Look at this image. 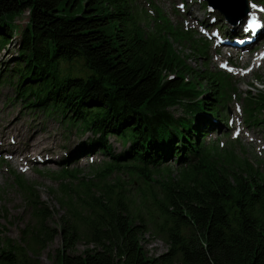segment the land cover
<instances>
[{"label": "trees", "instance_id": "obj_1", "mask_svg": "<svg viewBox=\"0 0 264 264\" xmlns=\"http://www.w3.org/2000/svg\"><path fill=\"white\" fill-rule=\"evenodd\" d=\"M134 7L133 0H0V53L17 48L13 65L0 67V84L12 83L16 99L34 112L59 113L68 125L92 131L84 155L98 147L109 158L98 175L132 170L159 182L154 176L166 172L155 229L167 252L147 255L146 226L137 223L143 217L111 196L112 188L106 198L92 196L88 220L53 228L37 185L13 171L33 219L19 240L0 239V264H40L59 234L54 264H264V171L216 140L206 143L236 88L222 73L188 63L174 42L193 37L176 31L159 9L148 29ZM25 14L28 23L18 30ZM255 78L263 87L238 96L248 122L264 124V79ZM177 106L187 115L177 116ZM112 135L126 149L113 152ZM168 160L180 166L178 177ZM78 173L63 165L59 180ZM70 191L66 185L59 199L66 209ZM80 241L88 248L71 253Z\"/></svg>", "mask_w": 264, "mask_h": 264}, {"label": "rangeland", "instance_id": "obj_2", "mask_svg": "<svg viewBox=\"0 0 264 264\" xmlns=\"http://www.w3.org/2000/svg\"><path fill=\"white\" fill-rule=\"evenodd\" d=\"M133 1L141 23L148 29L153 26L155 9H159V16L164 15L176 31H183L193 37L174 42L177 51L188 58L192 67L202 69L208 66L214 72L222 73L230 87L236 88L224 110L226 119L223 116L215 119L218 132L210 134L206 143L216 140L221 147H230L240 158L247 159L257 169L264 171V124L248 122L242 110L245 101L238 96L245 95L249 90L256 92V85L263 87L255 77L260 75L264 79V30L257 36L252 33L254 43L245 49L236 48L233 42L223 43L226 37H232L233 40L234 37L249 36L245 33L231 34L227 30L231 27L239 33L241 28L247 29V23L255 19L252 17L255 11L259 20L264 21V0H249L248 17L236 24H230L218 9L209 10L205 0ZM193 8L197 19L191 22L188 13ZM17 23L18 30L23 29L28 23V14L19 18ZM15 44L8 45L0 53V67L13 65L14 60L11 58L17 50ZM205 47L207 54L204 53ZM16 97L12 83L0 84V136L10 135L20 139L23 152L28 153V163L11 165L5 161L8 154L0 151V239L8 237L19 240L22 228L33 219L31 208L14 184L13 171H16L37 185V190L52 212L49 225L53 228L62 229L65 222L88 220L92 196L106 198L107 189L112 188L111 196L121 197L133 214L143 217L137 219V223L146 226L141 243L147 255L157 257L167 252L168 244L156 234L159 229H155L157 223L162 221L157 197H160L161 181L164 178L166 181V172L154 176L159 182H150L132 170L115 172L107 177L98 175L109 158L98 147L84 155L83 150L88 149V143L95 137L92 131L85 132L83 126L77 124L68 125L59 113L34 112ZM172 111L177 116L187 115L181 106L173 107ZM9 127L11 129L8 130ZM108 140L115 153L122 152L128 146L118 136L112 135ZM81 151L79 158H72ZM167 163L173 172L172 176L178 177L180 166L174 160H168ZM66 164L70 169L81 170V173L65 179L62 184L59 174ZM66 185L71 189L72 196L69 209L59 200ZM62 247L63 238L59 234L43 250L40 264H54L55 254ZM87 248L85 242L80 241L70 252L83 253Z\"/></svg>", "mask_w": 264, "mask_h": 264}, {"label": "bare ground", "instance_id": "obj_3", "mask_svg": "<svg viewBox=\"0 0 264 264\" xmlns=\"http://www.w3.org/2000/svg\"><path fill=\"white\" fill-rule=\"evenodd\" d=\"M194 12H195V9L193 8L188 13L189 19L191 20V22L197 19V16L196 15L194 16ZM252 17H256L259 19V15L256 13V11L252 15ZM261 22H262V26L256 32H253L255 36L263 32L264 30V21H261ZM227 32L231 34H238L237 29H233L231 27L230 29L227 30ZM241 32H249V31L246 30L245 27H243L240 29L239 33ZM9 129H11V127H9L8 130ZM21 143H22L21 140L17 139L15 136L13 137L10 135H7L5 137L0 136V151H3L4 153L8 154V156L5 158L6 163H9L11 165L17 164L20 162L28 163V153L23 152Z\"/></svg>", "mask_w": 264, "mask_h": 264}, {"label": "water", "instance_id": "obj_4", "mask_svg": "<svg viewBox=\"0 0 264 264\" xmlns=\"http://www.w3.org/2000/svg\"><path fill=\"white\" fill-rule=\"evenodd\" d=\"M208 9H218L230 24H236L247 18L250 11L249 0H205Z\"/></svg>", "mask_w": 264, "mask_h": 264}]
</instances>
